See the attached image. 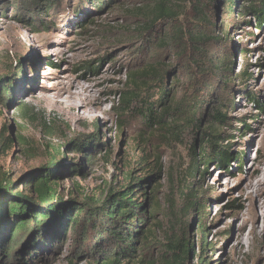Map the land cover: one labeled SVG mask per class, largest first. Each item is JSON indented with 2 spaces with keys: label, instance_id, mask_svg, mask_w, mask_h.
<instances>
[{
  "label": "rangeland",
  "instance_id": "1",
  "mask_svg": "<svg viewBox=\"0 0 264 264\" xmlns=\"http://www.w3.org/2000/svg\"><path fill=\"white\" fill-rule=\"evenodd\" d=\"M263 4L0 0V77L13 89V95L3 92L0 98V172L22 190L29 177L56 163L54 181L64 211L51 220L49 234L29 264H103L74 229L75 210L65 226L60 222L84 200L100 205L129 186L141 191L138 182L154 198L148 207H158L149 226L148 250L156 264H164L160 249L168 237L193 244L184 264H199L200 255H207L208 264H264V205L250 185V172L263 159L260 147L264 149V18L255 17ZM161 6L174 12V18L155 23ZM147 25L153 30L147 32ZM191 32L206 37L204 44L195 45L200 47L196 53L206 55L204 62L223 61L222 70L199 76L195 84L207 86L198 96L200 103L207 100L198 112L202 129L212 123L216 129L209 112L226 115L221 132L229 141L221 145L232 157L227 165L218 158L207 167L201 163L195 177L190 164L196 136L189 125L177 130L168 122L150 129L140 115L119 108L130 75L148 65L170 71L168 87L177 100L194 94L189 83L196 69H190L188 57L195 50H187L186 39ZM74 80L84 85L91 112L84 107L67 112L43 99ZM200 146L199 135L198 153ZM196 200L204 209L201 217L190 208ZM29 243V236L19 239L1 263L26 264L19 256Z\"/></svg>",
  "mask_w": 264,
  "mask_h": 264
},
{
  "label": "trees",
  "instance_id": "2",
  "mask_svg": "<svg viewBox=\"0 0 264 264\" xmlns=\"http://www.w3.org/2000/svg\"><path fill=\"white\" fill-rule=\"evenodd\" d=\"M231 4L233 12L236 3L232 1ZM34 5L38 4L34 3ZM162 6L155 23L163 18H174V12L170 9L164 10ZM242 14H244L243 11ZM255 17L258 20L264 18V4L261 10H257ZM146 29L150 32L153 26L147 25ZM187 35H189L186 38L189 45H186L187 50L192 52L195 50V54L188 57L190 69H196V74L189 83V88L193 87L194 94L177 100L176 91L172 92L173 89L168 87L167 76L170 71L165 67L148 65L130 75L126 88L122 91L119 108L125 113L140 115L145 120L146 128L150 129L155 125L165 127L168 122L177 130L179 126L189 125L196 136V142L191 147L193 160L190 164L193 168L192 175L195 177L201 163L207 167L218 158L222 165H227L232 157L227 148L221 145L229 141V138L221 132L227 124V116L217 110L214 114L209 112L216 129L212 127V123L206 126V130L202 129L203 118L198 116L200 109L207 105V100L205 103H200L202 99L198 96L201 94L200 90H205L207 86L199 87L195 81L199 76H213L217 71L222 70L223 61L204 62L206 55L204 57L196 53L200 47L195 45L204 44L206 37L192 32ZM178 58L182 57L178 55ZM3 92L13 95L11 86L7 85V81L5 84L0 77V98H4ZM211 108L213 109L212 106ZM199 135L201 146L198 153L197 137ZM52 161L55 159L52 158ZM52 165L53 163L42 174L29 177L22 183V190L15 186L10 175L0 172V264H2L1 258H9L13 254L14 244L26 236H29L30 248L19 258L29 264L34 254L38 252L44 234H49L51 220L57 215H63L64 211L60 207L61 202L57 197L58 190L54 181L58 169L57 166L55 167L56 163ZM146 182H149V179ZM136 185L141 191H138L137 187L129 186L127 190L111 193L100 205H93L88 200H84L71 206L66 213V219L60 220L62 222L60 226L66 225L71 212L75 210L71 219L74 229L77 230L79 237L85 236V239L89 241L87 246L90 251L94 250L102 256L103 264H119L122 261H127V264H156V261L151 259L154 258L153 251L150 250L148 253V250L152 236L149 226L153 220H156L158 207L154 204L149 208L148 204L154 198L148 195L147 191H143L146 187L142 182ZM187 189L192 191V186H188ZM190 208L196 209L199 217L204 214V209L197 200L190 203ZM200 226L201 231L204 232L203 222H200ZM92 233L95 238L92 237ZM163 245L164 248L160 249V259L164 264H184L194 251L193 244L183 237L177 239L168 237ZM201 246L202 250L207 249L204 239ZM199 257L201 258L199 264H208L207 255Z\"/></svg>",
  "mask_w": 264,
  "mask_h": 264
},
{
  "label": "bare ground",
  "instance_id": "3",
  "mask_svg": "<svg viewBox=\"0 0 264 264\" xmlns=\"http://www.w3.org/2000/svg\"><path fill=\"white\" fill-rule=\"evenodd\" d=\"M84 85L78 80H74L67 85L57 88L53 93L46 95L43 99L64 111L73 112L80 110L84 107L87 111L91 112V99L85 92ZM90 99V100H89ZM83 108V109H84ZM93 113V112H92ZM91 114V113H90ZM261 155L264 159L263 146L260 147ZM263 159L258 161L250 172V176L254 178L256 183H251L252 193H257L260 196L261 204L264 205V162ZM256 179V180H255ZM256 230V229H255Z\"/></svg>",
  "mask_w": 264,
  "mask_h": 264
}]
</instances>
